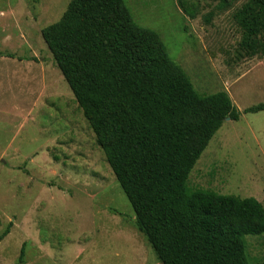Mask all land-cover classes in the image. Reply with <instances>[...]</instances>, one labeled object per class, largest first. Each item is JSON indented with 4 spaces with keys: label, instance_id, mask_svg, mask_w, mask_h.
I'll use <instances>...</instances> for the list:
<instances>
[{
    "label": "rangeland",
    "instance_id": "obj_1",
    "mask_svg": "<svg viewBox=\"0 0 264 264\" xmlns=\"http://www.w3.org/2000/svg\"><path fill=\"white\" fill-rule=\"evenodd\" d=\"M72 0H0V264H162L42 36ZM247 0H126L201 94L225 91V120L189 185L264 205V54L243 48ZM9 228V233L2 237ZM264 264V234L246 236ZM25 247L21 256L22 247Z\"/></svg>",
    "mask_w": 264,
    "mask_h": 264
},
{
    "label": "trees",
    "instance_id": "obj_2",
    "mask_svg": "<svg viewBox=\"0 0 264 264\" xmlns=\"http://www.w3.org/2000/svg\"><path fill=\"white\" fill-rule=\"evenodd\" d=\"M235 17L243 48L264 54V0ZM42 36L162 264H251L246 236L264 234V205L189 185L224 121L240 119L229 94L199 93L126 0H72Z\"/></svg>",
    "mask_w": 264,
    "mask_h": 264
},
{
    "label": "water",
    "instance_id": "obj_3",
    "mask_svg": "<svg viewBox=\"0 0 264 264\" xmlns=\"http://www.w3.org/2000/svg\"><path fill=\"white\" fill-rule=\"evenodd\" d=\"M226 120H229V118H228V119H226Z\"/></svg>",
    "mask_w": 264,
    "mask_h": 264
}]
</instances>
